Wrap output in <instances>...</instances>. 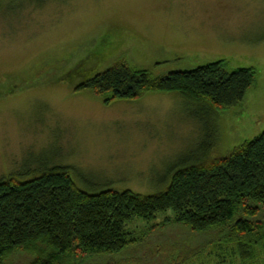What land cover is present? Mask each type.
I'll list each match as a JSON object with an SVG mask.
<instances>
[{
	"label": "rangeland",
	"instance_id": "obj_1",
	"mask_svg": "<svg viewBox=\"0 0 264 264\" xmlns=\"http://www.w3.org/2000/svg\"><path fill=\"white\" fill-rule=\"evenodd\" d=\"M218 59L227 70H256L242 101L222 113L177 92L106 105L76 88L122 60L160 75ZM262 130L264 0H0V178L26 180L61 166L87 192L150 194L175 169L224 156ZM171 215L132 219L126 228L137 244L84 264H218L220 252H228L225 264H243L223 241L214 255L190 258L217 240L166 223ZM254 264H264V251Z\"/></svg>",
	"mask_w": 264,
	"mask_h": 264
},
{
	"label": "trees",
	"instance_id": "obj_2",
	"mask_svg": "<svg viewBox=\"0 0 264 264\" xmlns=\"http://www.w3.org/2000/svg\"><path fill=\"white\" fill-rule=\"evenodd\" d=\"M255 82L254 67L227 70L223 59L160 75L122 60L76 88L106 105L150 91L177 92L222 113L242 101ZM205 141L214 145L212 136ZM200 148L211 152L203 142ZM168 210L172 215L166 223L217 240L200 244L190 258L200 252L214 255L223 241L236 248L233 253L243 264H254L264 251V130L224 156L175 169L168 185L150 194L113 188L87 192L61 166L26 180L8 173L0 178V264H15L18 258L12 257L19 253L31 256L23 264H84L97 255L116 254L139 241L127 222ZM227 253H217L218 264L226 263Z\"/></svg>",
	"mask_w": 264,
	"mask_h": 264
}]
</instances>
